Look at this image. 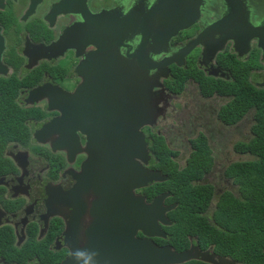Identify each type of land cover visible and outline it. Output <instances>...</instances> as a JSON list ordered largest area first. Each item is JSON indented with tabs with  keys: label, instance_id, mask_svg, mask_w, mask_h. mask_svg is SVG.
I'll return each mask as SVG.
<instances>
[{
	"label": "flooded vegetation",
	"instance_id": "flooded-vegetation-1",
	"mask_svg": "<svg viewBox=\"0 0 264 264\" xmlns=\"http://www.w3.org/2000/svg\"><path fill=\"white\" fill-rule=\"evenodd\" d=\"M154 1L2 0L0 264H62L76 250L84 252L85 258L96 253L95 264H112L111 253L91 238L94 226L90 213L96 211L101 220L105 215L83 206H92L103 198V193L89 190L87 184V149L95 145L96 150V140L105 141L98 135L100 130L107 124L110 128V117L106 119L104 110L97 108L95 114L90 109L87 97L93 91L87 78L101 74L108 64L94 61L103 34L109 43H118L108 48L107 57L120 63L111 62L103 75L108 77L103 86L113 94L123 91V84L130 78L127 65L120 60L126 58L124 46L139 44L138 36L128 38L123 23L132 7L138 9L140 5L139 15L135 14L141 24L143 14L151 13ZM240 1L247 8L251 24L254 17L257 21L264 19V0ZM224 13L222 0H202L196 25L171 38L166 53L152 57L153 62L166 58L170 62L158 66L161 86L153 89V93L162 95V112L155 124L142 129L149 157L144 168L166 181L135 189L133 194L144 198L146 204L163 197V219L156 217L159 237H146L137 228L135 240L176 253L192 252L200 260L182 264H253L245 254V246L250 245L254 233L247 231L246 224L264 222V188L259 183H247L255 165H264V152L235 151L239 143L249 144L264 134L259 129L264 128V56L255 41L244 42L249 37L248 29L236 52L228 40L215 55L206 43L202 44L203 55L199 46L185 61L179 52L198 34L199 25L206 27L210 18L216 23ZM150 34L146 37L151 38ZM218 36L213 39L219 43ZM117 51L120 56H114ZM85 60L92 62L91 68L84 69ZM172 61L181 66H168ZM152 70H147V77L155 74ZM185 75L183 88L176 93L179 78ZM212 86L217 89L209 96L202 93V88ZM77 90L87 92L72 100V109L83 113H70L71 124L65 125L63 100ZM256 98L261 103L255 104ZM242 101L247 110L239 118ZM169 120L177 127L168 125ZM157 139L170 152L167 162L172 165L168 168L181 171L194 155L206 160L203 169L208 164L202 177L190 182L194 187L210 189L199 212H193L203 224L198 233L188 225L192 211L183 217L178 214L180 197L168 190V176L155 167L158 160L152 147ZM78 188H83L81 193ZM99 208L110 215V206L100 204Z\"/></svg>",
	"mask_w": 264,
	"mask_h": 264
},
{
	"label": "water",
	"instance_id": "water-1",
	"mask_svg": "<svg viewBox=\"0 0 264 264\" xmlns=\"http://www.w3.org/2000/svg\"><path fill=\"white\" fill-rule=\"evenodd\" d=\"M1 2L2 0H0V4ZM222 2L225 8L223 18L218 19L216 23L210 18L208 20L210 23L205 25L206 27L199 25L198 34L188 45L179 50L183 61L195 46L202 47L203 55L205 50L202 46L203 43H206V48L209 46L208 51L215 50L213 54L215 55L228 40L232 42V49L236 52L238 43L246 29H248L249 37H245L244 42L250 39L255 41L257 48L264 56V19L257 21L254 17L253 24H251L244 2L240 0H222ZM200 6H202V0H155L151 13L143 14L141 24H138L135 14L137 12L139 15L141 6L138 5V9L136 6L132 7L125 22L123 23L122 20V23L126 27L128 38L133 39L138 36L139 44L137 43L135 47H131L129 44L124 46L126 58L120 60L127 65L126 71L130 78L123 84V91H117V94L105 90L103 82L108 77L103 78V75L111 66V62L117 61L108 59V48L117 47L118 43H109L106 36L101 35V45L98 49L100 52L94 61L108 64L101 74L94 73L87 78L91 80L90 89L93 91L87 98L91 103L90 109L93 113L96 114L98 108L104 110L102 114L106 115V119L110 117V128L107 124L102 127L104 131L100 130L98 135L105 141L96 140L98 144L96 150H93L95 145L87 149L89 159L86 169L89 168L90 171L86 177L89 178L87 179L89 190L94 189L100 194L103 193V198L92 206L84 204L83 206L87 210H92V208L98 210L102 217L105 215V220H101L96 217V211L90 213L94 226L91 238L95 243H101V249L111 253L112 264H182L194 259L200 261L192 252L176 253L169 248L159 249L148 241L135 240L137 228L146 237L160 236L156 217L159 215V220L162 218L160 205L163 197H158L151 204H146L144 198L136 197L133 194L135 189L139 190L147 187L148 184L166 181V178H162L160 174L144 168L149 157L142 129L155 124L162 112L159 107L162 95L159 92L153 93V89L161 86L158 79V66L170 62L169 58L153 62L152 57L159 55L160 52L166 53L167 43L171 38L196 25L200 15ZM53 9L57 12V5ZM121 32L125 31L121 30ZM149 32L152 34L151 38L146 37L150 34ZM215 35H219V43L218 40L213 39ZM114 56H120L118 51ZM91 65L92 62L85 60L84 69L91 68ZM170 65L181 66L174 61L168 66ZM151 68L156 72L152 77H147V70ZM86 92L77 90L73 95L67 96V99L64 98L65 116L62 121L65 122V125L66 123L71 124L70 113H83L81 109L74 108L73 111L72 100L75 101L78 95ZM77 102L78 100L75 103ZM108 128L109 134L106 133ZM109 150L111 154H108ZM81 184L84 185V181ZM82 190L83 188H78V193H81ZM69 198L71 197L69 196ZM100 204L110 206V215L100 211ZM103 224L105 226L100 229L98 226ZM62 264H76V261L72 255ZM79 264H84V260H81Z\"/></svg>",
	"mask_w": 264,
	"mask_h": 264
},
{
	"label": "trees",
	"instance_id": "trees-1",
	"mask_svg": "<svg viewBox=\"0 0 264 264\" xmlns=\"http://www.w3.org/2000/svg\"><path fill=\"white\" fill-rule=\"evenodd\" d=\"M179 80L180 82L175 89L176 93L182 90L183 82L186 80V75L181 76ZM201 86L204 87L202 83ZM229 87L232 88V86ZM205 88H202V93L206 96H209L214 89H217L213 86L206 89ZM219 92L221 93L222 89H220ZM254 103L259 104L261 103V100L256 98ZM242 104H240L241 109H239V118L247 110V106H245L246 102L242 101ZM261 124L262 122L258 126H260ZM259 129L264 132V128ZM156 141L157 143L152 147V149L155 148L154 155L158 160V165H155V167L162 169V171L168 176V182L166 184L168 190L180 197L178 214L183 217L184 214L189 215L190 211H192V215L190 216L191 222H188V225L190 229L198 233V229L203 228V224L200 222L201 218L193 214V212H199V209L203 204V198L205 199L210 195V189L205 187H194L190 184V182L192 180L200 179L203 175V172L205 171L204 169H206V166L208 164L204 166L205 168L203 169V163L206 162V160L200 159L196 155H194L190 162H188L187 168H184L181 171H176L175 169L168 168L170 167L169 165H172V163L167 162L170 152L167 151L168 149L162 144L160 140L157 139ZM158 147H160V149ZM235 151L240 154L247 152L250 154H259L261 152H264V134L256 138V140L252 141L249 144L239 143L235 147ZM261 155L263 156L264 153ZM165 166L167 167V169L164 168ZM257 172H259L258 175ZM253 173L254 174H252V177L247 181L248 185L250 186L254 185L255 183H259L261 186L260 188H264V165L259 166L256 164ZM194 204H196V207L194 206ZM246 226L249 227L247 228V231L251 229V231L254 233V237H252L250 245L245 246V254L249 257V260H251L253 264H264V222L262 224H259L254 223L253 221L251 226L250 224H246Z\"/></svg>",
	"mask_w": 264,
	"mask_h": 264
},
{
	"label": "clouds",
	"instance_id": "clouds-1",
	"mask_svg": "<svg viewBox=\"0 0 264 264\" xmlns=\"http://www.w3.org/2000/svg\"><path fill=\"white\" fill-rule=\"evenodd\" d=\"M95 256L96 253H89L87 254V259H85V253L81 250H76L73 253V259L76 261V264H79L81 260H84V264H95Z\"/></svg>",
	"mask_w": 264,
	"mask_h": 264
},
{
	"label": "rangeland",
	"instance_id": "rangeland-1",
	"mask_svg": "<svg viewBox=\"0 0 264 264\" xmlns=\"http://www.w3.org/2000/svg\"><path fill=\"white\" fill-rule=\"evenodd\" d=\"M184 104H185V102H184V100L181 98V99H180V106H183ZM171 123H173V122L169 120L168 125H170ZM163 124L165 125V123H163ZM173 124H176L175 127H177V123H176V122H174ZM175 129H176V128H175Z\"/></svg>",
	"mask_w": 264,
	"mask_h": 264
},
{
	"label": "bare ground",
	"instance_id": "bare-ground-1",
	"mask_svg": "<svg viewBox=\"0 0 264 264\" xmlns=\"http://www.w3.org/2000/svg\"><path fill=\"white\" fill-rule=\"evenodd\" d=\"M189 44V43H188Z\"/></svg>",
	"mask_w": 264,
	"mask_h": 264
}]
</instances>
